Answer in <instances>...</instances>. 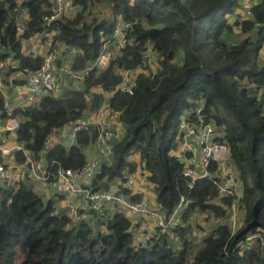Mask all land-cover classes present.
<instances>
[{
    "label": "trees",
    "instance_id": "16d2710c",
    "mask_svg": "<svg viewBox=\"0 0 264 264\" xmlns=\"http://www.w3.org/2000/svg\"><path fill=\"white\" fill-rule=\"evenodd\" d=\"M100 3L111 11L112 19L96 13L87 21ZM23 4L30 12L24 36L44 34L49 1L23 0ZM74 5L78 6L75 18L63 17L51 28L56 32L53 45L69 48L59 62L61 56L68 57L75 70L91 65L104 43L113 39L119 15L128 21L139 19L129 32L135 43L117 54L105 70L90 71L82 89L64 87L60 95L45 96L36 105L19 109L22 121L15 139L37 157L53 130L86 113L91 88L101 85L105 91L113 90L122 80L120 70L137 69L144 52L156 50L160 55L157 72L140 74L134 94L117 91L110 98L111 106L121 111L126 135L115 143L112 161L103 164L92 186L108 190L116 182L122 184L125 171H136L147 175L157 202L169 213L182 196L189 197L192 202L182 218L187 226L175 227L182 244L179 248L176 238L161 232L154 242L136 247L130 221L123 214L106 221V232H95L86 224H75L67 213H58L55 201L45 200L29 183L7 180L0 183V264H264V63L260 62L264 1L253 7L250 19L234 18L240 0H74ZM16 7L18 0L0 1V23L6 25V35L0 39L19 52L23 64L39 68L42 57L21 53L13 19ZM245 33L248 36L241 38ZM180 52L181 64L177 62ZM103 100V95L94 94L92 106L98 107ZM202 101L207 121L224 132L221 140L228 144L239 168L245 198L241 225L235 232L228 224L206 232L198 221L206 235L190 262L192 240L185 235L192 229L193 213L210 211L220 218L232 206L228 197L217 203L220 195L212 178L189 188L183 164L171 154L180 118ZM97 134L95 129L79 131L77 145L54 146L46 153L48 162L81 168L86 162L84 151L94 144ZM16 158L25 162L22 153ZM57 166L52 164L50 169ZM132 199L141 197L133 195ZM251 234L257 236L241 246Z\"/></svg>",
    "mask_w": 264,
    "mask_h": 264
},
{
    "label": "built area",
    "instance_id": "2783aa9c",
    "mask_svg": "<svg viewBox=\"0 0 264 264\" xmlns=\"http://www.w3.org/2000/svg\"><path fill=\"white\" fill-rule=\"evenodd\" d=\"M48 1L49 5L45 6L47 13L43 17L44 34L34 33L28 37L24 36L27 31L25 24L30 19L28 8H26V21L21 10L14 18L16 39L21 43V53L25 56L42 57L43 63L39 68L23 64L18 56L19 52L12 45L5 44L0 39V57L4 56V59L0 61V93L2 96L0 183L7 181L11 174L16 177L20 176L21 179L18 180L27 183H42L45 186L40 184L41 191L44 187H48L56 198L63 199L67 203L66 213L77 225L86 224L95 232H106V221L114 214L120 213L130 221L129 232L133 235L136 247L154 242L158 239V234L162 232L168 237L176 238L177 246L180 248L182 240L176 234L175 227L178 224L187 226V224L180 223V220L183 218L185 209L192 202L189 197L182 196L176 209L170 213L160 204L153 205L148 200H133L132 196L136 194L137 185L151 184L148 177H141L136 171H125L122 184L116 188L112 186L108 190H93L92 186L97 176L102 173L103 164H109L112 161L115 143L126 135L125 127L120 120L121 111L111 106L110 98L117 91L134 94L136 80L140 74L149 76L157 72L160 55L156 50H146L143 63L137 69L120 70L122 80L113 90L105 91L101 85L91 88L90 94L87 95L86 113L66 126L53 130L48 135L41 151L37 153V157H35V152L28 149L23 142L17 139L10 143L7 141L5 135L16 133L20 128L22 119L17 114L19 109L34 106L45 96L62 94L63 87L59 79L61 73L83 83L90 71L105 70L117 54L135 43V39L129 35V32L133 31L139 19L133 18L128 21L119 15L113 39L104 43L101 52L91 65L85 69L75 70L70 64L72 60L67 61L68 57L63 59L61 56L62 63L59 62V56L67 53L69 48L66 45H53L56 32L51 28L57 20L68 17L73 8L78 6L74 5L72 0ZM263 1L240 0L241 6L234 18L250 19L253 7ZM95 14L96 11L86 20L91 21ZM83 23L84 21L80 25ZM5 27L6 25L1 26L0 23V37L6 35ZM94 94L104 96V100L98 107L92 106ZM203 103L202 101L196 108L187 109L180 118L171 154L183 164V173L188 178L189 188H193L195 183L203 178H212L220 195L216 200L217 203H220L223 197L232 199L230 219L236 224L245 198V185L239 168L232 159L228 144L221 140L224 132L207 121L203 114ZM91 129L97 130L98 134L94 144L87 146L84 151L85 164L79 169H72L53 160L52 164L54 166L58 164V166L54 171L51 170L52 164L48 162L46 153L56 145H63L66 148L77 145L78 132ZM89 148L96 150L95 155L90 156ZM17 153H22L25 157L24 163L18 162ZM121 185L130 193L122 192ZM111 212L114 214L112 215ZM126 215L132 219L130 220ZM101 219L104 222H101ZM142 219H145V226L147 223L150 226H146L147 230L139 227ZM188 234L189 232L185 236L190 240ZM256 236L248 235L246 242L242 241L240 245L247 244Z\"/></svg>",
    "mask_w": 264,
    "mask_h": 264
},
{
    "label": "crops",
    "instance_id": "0c3cea01",
    "mask_svg": "<svg viewBox=\"0 0 264 264\" xmlns=\"http://www.w3.org/2000/svg\"><path fill=\"white\" fill-rule=\"evenodd\" d=\"M74 2V0H72ZM99 5H102V7H98L96 6L94 11H96V13H98L100 16L102 15H105L106 18L110 19L112 17V13L109 9H107V6L103 3H100ZM18 6L19 7H16L15 9V14H14V18L17 16L18 14V11L21 10V13L23 15V18H25V21H26V16H27V11H26V8H28V6H25L23 4V0H18ZM29 9V8H28ZM77 11H78V7H74L72 12L68 15L69 18L73 19L75 18L76 14H77ZM29 17H30V12H29ZM13 18V19H14ZM112 19V18H111ZM77 87V86H76ZM78 88H81V87H78ZM5 137L7 138V141L12 142V140H16L15 137H16V134L15 133H7L5 135ZM11 140V141H10ZM95 151L93 148H89L88 152L91 153L90 156L92 155H95ZM139 175L141 177H147V175L145 173L141 174L140 172H138ZM42 184V183H40ZM29 185H32L35 189V191L39 194H41V196H43V198L45 200H50V199H53L55 201V204H56V208H57V212L59 213V208H64L63 206H65L66 202L63 201V200H58L56 199L55 195L53 194V192L49 189H43V191L40 190V185H38V183H29ZM43 186H45L44 184H42ZM120 183L119 182H116L115 184H113L112 186L113 187H117L119 186ZM136 194H138L140 197H141V200H148L151 204L153 205H158L159 203L157 202V193L156 191L154 190V186L153 184H148L147 186L144 185V186H140V185H137L136 186ZM135 194V195H136ZM46 196V197H45ZM114 211V210H112ZM243 210L241 209V211L239 212V216H238V221L236 222V224H234V222L230 219V210H229V213L227 216H223L221 218H216L215 216H213L212 214H210V218L208 220H203V223L204 225H206L208 223V227H206V232H210L211 230H214L216 229L220 224H228L232 231L234 229H236V227H240L241 225V214H242ZM197 212V210L193 213V215H195ZM111 214L113 215L114 213L111 212ZM192 215V216H193ZM130 220L132 219L130 216L126 215ZM192 216H191V221H192ZM101 222H103V220L101 219ZM145 223V219H142L139 223V227H141L142 229L144 230H147L146 229V226L150 227L149 224L147 223V225L145 226L144 225ZM180 223H183V219L180 220ZM191 224L193 225V228L192 230L189 232V238H190V241L192 240L193 241V238H191V233H193L194 231V224H196V221H192ZM236 225V226H235Z\"/></svg>",
    "mask_w": 264,
    "mask_h": 264
},
{
    "label": "rangeland",
    "instance_id": "374dc122",
    "mask_svg": "<svg viewBox=\"0 0 264 264\" xmlns=\"http://www.w3.org/2000/svg\"><path fill=\"white\" fill-rule=\"evenodd\" d=\"M98 7H102L103 8L102 5H98ZM235 30H236L237 33L240 32V28L239 27H236ZM246 36H248V34L245 33L243 36H241V38H244ZM182 61H183V52H180V54H179V56L177 58V62L181 64ZM260 62H261V64L264 63V55H262ZM59 79L61 80V84H62L63 88L64 87H69V86L70 87H74V86L82 87V83L80 81H78L76 79H70V77L68 75H66L65 73H61L60 76H59ZM18 179H21L20 176L16 177V176H13L11 174L9 179H8V181L10 180V181L14 182V181H17ZM38 185H40V184L38 183ZM44 188L49 190L48 187H44ZM56 199H58V198H56ZM63 207L64 208H61V209L59 208L58 209L59 213H62V212L66 213L67 212V203ZM197 212L198 213H196L195 215L192 216V221L193 222L196 221V224H194L193 233L190 234L191 238H193V241H191V246H190V251H189V258H188L190 260V262L194 258L195 254L197 253L198 247L202 244L203 237L206 235L204 230L206 229V227H208V223L206 225H204L203 220H205V219L208 220L209 218H206V217H209V215L212 214V213H210V211L203 213V212H200L199 210H197ZM198 221L200 222V224H202L205 227V229H200L198 227ZM236 230H237V228L234 229L233 231L235 232Z\"/></svg>",
    "mask_w": 264,
    "mask_h": 264
}]
</instances>
